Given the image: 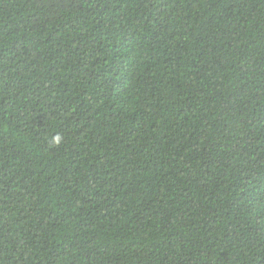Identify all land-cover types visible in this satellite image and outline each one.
I'll list each match as a JSON object with an SVG mask.
<instances>
[{"label": "trees", "instance_id": "16d2710c", "mask_svg": "<svg viewBox=\"0 0 264 264\" xmlns=\"http://www.w3.org/2000/svg\"><path fill=\"white\" fill-rule=\"evenodd\" d=\"M0 264H264V0H0Z\"/></svg>", "mask_w": 264, "mask_h": 264}, {"label": "clouds", "instance_id": "9594fccd", "mask_svg": "<svg viewBox=\"0 0 264 264\" xmlns=\"http://www.w3.org/2000/svg\"><path fill=\"white\" fill-rule=\"evenodd\" d=\"M62 139H63L62 136L59 133H57L50 137V144L52 146H59L62 142Z\"/></svg>", "mask_w": 264, "mask_h": 264}]
</instances>
